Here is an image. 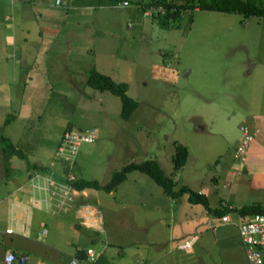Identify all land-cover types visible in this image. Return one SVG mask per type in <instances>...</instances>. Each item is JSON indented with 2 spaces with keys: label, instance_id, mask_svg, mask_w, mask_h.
<instances>
[{
  "label": "rangeland",
  "instance_id": "1",
  "mask_svg": "<svg viewBox=\"0 0 264 264\" xmlns=\"http://www.w3.org/2000/svg\"><path fill=\"white\" fill-rule=\"evenodd\" d=\"M118 1L0 0V159L8 140L28 162L55 159L100 183L127 162L154 159L175 187L204 193L210 208L232 207L231 221L132 170L112 192L97 189L113 211L96 233L114 252L144 250L138 264H249L235 208L264 205L262 148L250 142L239 159L233 154L242 119L264 129V16L193 8L164 18L141 0ZM154 63L173 75H154ZM90 69L127 82L137 101L127 118L117 95L86 83ZM65 129L96 132L73 160L56 154ZM175 143L187 151L177 168ZM9 157L13 166L27 163ZM5 187L0 177V198ZM4 202L3 231L17 211ZM25 206L30 221L34 207ZM187 239L189 247L178 246Z\"/></svg>",
  "mask_w": 264,
  "mask_h": 264
},
{
  "label": "crops",
  "instance_id": "2",
  "mask_svg": "<svg viewBox=\"0 0 264 264\" xmlns=\"http://www.w3.org/2000/svg\"><path fill=\"white\" fill-rule=\"evenodd\" d=\"M152 70L154 75L162 78H170L173 75V69L166 67L165 64L154 63ZM0 160L2 167L0 177L6 185L5 194L0 198V207L5 205L4 201L7 200L10 212L13 205L17 209L15 217L13 216L16 219L14 227L6 226L3 231L0 224V264H63L67 258L77 257L78 250L85 251L88 247L96 252V260L89 261L85 257H77L76 264H127V259L129 260L132 255L136 256L135 264L141 261L144 250L136 248V251L134 249L128 252L118 248L114 252L112 247L107 245L111 239L103 240L96 233L104 231L105 214L113 211V207L102 206L96 188L71 186L67 181V175H73L71 180L76 176L70 171L67 173L64 169L66 165L47 157L44 161L35 159L29 161L44 167L32 168L22 164L23 167L20 168L11 165L9 157L10 169H5L4 160ZM17 170H23L20 178L11 175V172L14 174ZM26 181L30 183L29 190L23 189L28 184ZM26 203L34 207L30 221L27 218L29 210L25 206ZM5 209H1L0 212L3 218ZM22 215H25L24 219ZM211 217L213 218V215ZM7 228L18 230L7 233ZM85 244L88 246L84 247ZM159 245L161 246V243H157V246ZM8 250L16 255L24 254L25 262L19 263L17 260L5 262L4 254Z\"/></svg>",
  "mask_w": 264,
  "mask_h": 264
},
{
  "label": "trees",
  "instance_id": "3",
  "mask_svg": "<svg viewBox=\"0 0 264 264\" xmlns=\"http://www.w3.org/2000/svg\"><path fill=\"white\" fill-rule=\"evenodd\" d=\"M140 2L142 5H147L149 7L160 6L162 8V12L159 14L164 18L175 17L180 13V11L183 12L184 10H191L194 7L204 10H220L237 12L244 15L264 16V0H141ZM85 81L89 86L95 89H107L117 95L121 103L119 114L122 118H127L137 105V101L126 92V81H115L109 75L96 69H90L88 71ZM6 144L8 145L7 147L3 145L1 148V153L4 157L5 169H10L8 167V158L13 154L25 159L27 161L26 167H44L43 165L40 166L34 162H28L26 156L10 141L7 140ZM174 146L172 163L173 167L177 168L184 162L187 151L186 147L181 143H175ZM64 169L67 170L66 166ZM132 170H139L148 174L158 185L162 187L164 192L171 196L180 195L185 192L188 201L192 203H201L209 214L213 216L220 217L232 208L222 204L210 208L208 199L204 193L194 191L186 185L175 187V183L171 176L166 174L158 162L154 159L127 162L123 164L120 169L112 172L109 180L104 183H100L96 179L87 178H75L74 180L70 179L67 181L75 188L91 186L96 189L109 191L126 177L127 172ZM235 210L239 213L241 218H245L256 212H264V205L260 203H252L236 207Z\"/></svg>",
  "mask_w": 264,
  "mask_h": 264
},
{
  "label": "built area",
  "instance_id": "4",
  "mask_svg": "<svg viewBox=\"0 0 264 264\" xmlns=\"http://www.w3.org/2000/svg\"><path fill=\"white\" fill-rule=\"evenodd\" d=\"M60 1V0H56ZM118 4H126V0L118 1ZM155 8L158 11H162L160 6L150 7ZM197 7H194L196 9ZM182 13V11H180ZM240 130V143L237 146L233 156L239 159L241 155L246 151L250 142L259 141L262 148V160H263V173L262 178L264 181V129H260L256 124L242 119L239 124ZM96 136V132L91 131H77L73 129H65L60 138V142L56 148V154L58 158L65 160H73L78 146L81 143L92 141ZM235 171H230V174H234ZM67 179H73L72 174L67 175ZM226 222H230L231 219L228 214L220 216ZM238 234L242 247L244 250L245 258L249 264H264V212H256L245 218H240L237 223ZM6 231H11V228H7ZM178 246L189 247L190 240H183ZM85 258L89 261H95L97 258L96 252L93 248L88 247L85 249ZM4 261L11 262L17 260L19 263H24L26 256L24 254L16 255L12 251L8 250L4 254ZM77 257L67 258L63 264H76Z\"/></svg>",
  "mask_w": 264,
  "mask_h": 264
},
{
  "label": "water",
  "instance_id": "5",
  "mask_svg": "<svg viewBox=\"0 0 264 264\" xmlns=\"http://www.w3.org/2000/svg\"><path fill=\"white\" fill-rule=\"evenodd\" d=\"M76 256L78 258H84L85 257V251L83 249L78 250L77 253H76Z\"/></svg>",
  "mask_w": 264,
  "mask_h": 264
}]
</instances>
